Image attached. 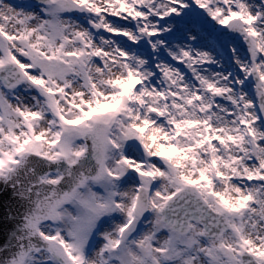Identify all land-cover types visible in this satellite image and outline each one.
<instances>
[{
	"label": "snow or ice",
	"instance_id": "1",
	"mask_svg": "<svg viewBox=\"0 0 264 264\" xmlns=\"http://www.w3.org/2000/svg\"><path fill=\"white\" fill-rule=\"evenodd\" d=\"M0 264H264V0H0Z\"/></svg>",
	"mask_w": 264,
	"mask_h": 264
}]
</instances>
